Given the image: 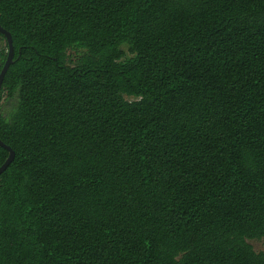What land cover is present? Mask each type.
<instances>
[{
	"label": "trees",
	"instance_id": "trees-1",
	"mask_svg": "<svg viewBox=\"0 0 264 264\" xmlns=\"http://www.w3.org/2000/svg\"><path fill=\"white\" fill-rule=\"evenodd\" d=\"M0 26V264H264V0H0Z\"/></svg>",
	"mask_w": 264,
	"mask_h": 264
},
{
	"label": "water",
	"instance_id": "water-1",
	"mask_svg": "<svg viewBox=\"0 0 264 264\" xmlns=\"http://www.w3.org/2000/svg\"><path fill=\"white\" fill-rule=\"evenodd\" d=\"M0 33H2L3 35L6 36L7 43L9 45L8 57H7V60H6L4 67L2 69V72L0 74V91H1L3 80L6 76L9 68L14 63V47H13V40H12L11 34L9 32H7L5 29H3L1 26H0ZM0 100H1V96H0ZM0 146L9 151V157H8L7 161L4 163V165H2V167H0V175H1L3 172H5V170L13 162V160L15 158V153L10 147L5 145L1 140H0Z\"/></svg>",
	"mask_w": 264,
	"mask_h": 264
},
{
	"label": "rangeland",
	"instance_id": "rangeland-1",
	"mask_svg": "<svg viewBox=\"0 0 264 264\" xmlns=\"http://www.w3.org/2000/svg\"><path fill=\"white\" fill-rule=\"evenodd\" d=\"M133 100V99H130ZM4 101H2L1 104H3ZM249 243L253 246L254 250L256 252H264V240L262 241H249Z\"/></svg>",
	"mask_w": 264,
	"mask_h": 264
}]
</instances>
